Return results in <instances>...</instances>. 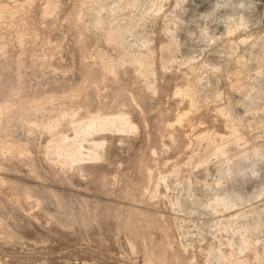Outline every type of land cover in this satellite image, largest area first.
<instances>
[{"label": "rangeland", "instance_id": "374dc122", "mask_svg": "<svg viewBox=\"0 0 264 264\" xmlns=\"http://www.w3.org/2000/svg\"><path fill=\"white\" fill-rule=\"evenodd\" d=\"M1 1L0 264H264V0Z\"/></svg>", "mask_w": 264, "mask_h": 264}, {"label": "bare ground", "instance_id": "6f19581e", "mask_svg": "<svg viewBox=\"0 0 264 264\" xmlns=\"http://www.w3.org/2000/svg\"><path fill=\"white\" fill-rule=\"evenodd\" d=\"M25 2V1H24ZM7 3V2H6ZM6 3H5V1H1L0 2V15H1V13H3V11H4V9H5V7H6ZM8 4V3H7ZM16 5V4H15ZM9 8V7H8ZM14 11H16L15 9H14ZM5 12V11H4ZM37 13H38V11H37ZM41 13V12H40ZM42 13H44L43 11H42ZM68 14V13H67ZM46 15V14H45ZM31 16H33V15H31ZM50 17H52L51 15H49ZM41 17L42 18H45V16H43V14L41 15ZM38 18V17H37ZM24 21L26 22V24H27V26H28V28H32V30L33 29H35V30H37V31H35V32H38V31H41V33H42V31L44 32V30L46 29V27L44 28L42 25H44V24H42V25H39L38 23H40L41 21H39L38 23L36 22V19H35V17H30V16H24ZM51 19H53V18H51ZM43 20V22L44 21H48V20H45V19H42ZM70 22H71V20H69ZM55 22V21H54ZM65 23V22H64ZM69 23V22H68ZM5 24V23H4ZM46 24H48V23H46ZM69 25V24H68ZM68 25H66V26H68ZM46 26V25H45ZM52 28V27H51ZM75 28V27H74ZM48 29H50V27L48 28ZM53 29V28H52ZM70 29H72V28H70ZM79 29V28H78ZM16 30V29H15ZM18 30V29H17ZM17 30H16V32H17ZM74 30V29H73ZM77 30V29H76ZM34 32V33H35ZM50 32V31H49ZM73 32V31H72ZM41 33H40V35H41ZM77 32H75V34H76ZM16 35H18V33H15ZM43 34V33H42ZM81 34V33H80ZM80 34H79V36H80ZM15 35V36H16ZM37 35V34H36ZM35 35V36H36ZM44 35V34H43ZM76 36V35H75ZM17 37V36H16ZM78 37V36H77ZM74 38V37H73ZM36 40H37V38H36ZM36 40H34V42L36 41ZM79 40V39H78ZM77 40V41H78ZM82 42V41H81ZM29 43V42H28ZM74 45H75V43H73ZM77 44H79V43H77ZM28 44L26 43V49H29V47H31V46H27ZM30 45H34V43L33 44H30ZM36 45V44H35ZM81 45V44H80ZM4 46V45H3ZM82 46H83V44H82ZM74 47H76V46H74ZM78 47V46H77ZM6 48V47H5ZM81 48V47H80ZM31 49H33L32 47H31ZM75 49V48H74ZM33 50H35V49H33ZM37 50V49H36ZM6 51V50H5ZM81 51V50H80ZM28 52V51H27ZM4 53V52H3ZM6 53H7V51H6ZM5 53V54H6ZM8 54H9V51H8ZM83 55V54H82ZM3 56H5L4 54H3ZM9 56H10V54H9ZM79 56V58H81L80 57V54L78 55ZM2 57V56H1ZM6 57H7V55H6ZM11 57V56H10ZM13 57V56H12ZM83 57V56H82ZM5 58V57H4ZM16 60H18V59H16ZM1 61V60H0ZM10 61V60H9ZM85 61V60H84ZM3 62H4V60H3ZM5 62H8V61H5ZM16 62V61H15ZM8 63H12L11 61L10 62H8ZM84 63V62H83ZM82 63V64H83ZM4 64V63H3ZM6 64V63H5ZM5 64H4V66H5ZM12 65V64H11ZM52 65V64H51ZM1 66V65H0ZM3 66V65H2ZM8 66H10V65H8ZM37 66V65H36ZM51 67V66H50ZM53 67V66H52ZM8 68V67H7ZM20 68H21V66H20ZM84 68V67H83ZM9 69V68H8ZM22 71V70H21ZM20 71V72H21ZM8 72V71H7ZM89 72V71H88ZM18 76V75H17ZM22 77V76H21ZM90 78V77H89ZM21 79V78H20ZM93 79V78H92ZM97 80V79H96ZM100 80V79H99ZM90 81H92V80H90ZM94 81V80H93ZM92 81V82H93ZM115 82H116V80H115ZM43 83V82H42ZM97 83V82H96ZM102 83V82H101ZM95 84V83H94ZM103 84H104V82H103ZM107 84V83H106ZM96 85V84H95ZM99 85V84H98ZM84 86V85H83ZM80 88H75L74 89V93H70V96L69 97H67V99L65 98L64 100H66L67 102L66 103H68L69 101H70V105H71V103H72V101H75L76 99H75V97L76 98H78L79 96H82L83 95V92H82V88H81V86H79ZM96 89H98L97 87H95ZM94 89V88H93ZM118 89V88H117ZM95 90V89H94ZM76 91H78V92H76ZM85 91V90H84ZM130 91V90H129ZM128 91V92H129ZM76 92V93H75ZM95 92H97V91H95ZM136 92V91H135ZM86 93V92H85ZM126 93V92H125ZM69 94V93H68ZM72 95V96H71ZM97 95H99L98 94V92H97ZM129 95V99L130 100H133L132 102H136L137 100L139 101L140 99H141V97L139 96V98H138V96L137 95H135L134 93L132 94L131 92L128 94ZM84 97H86L85 95H83ZM53 97V94H51V95H49L48 97H46V98H44L42 101V103L41 104H39L38 102H36V103H34L33 102V99H32V102H29L28 104V106L26 107V106H24V108L17 114V115H15L14 113V115H9V116H7V119H6V121H5V123L6 122H8V121H10L11 119H14V120H16V121H18V123L19 122H22L23 120H26V118H27V116L29 115V113L31 114V113H35L36 111H39V110H42L43 111V109H45V104L46 103H48V102H52L51 101V99H53L52 98ZM98 97V96H97ZM128 97V96H127ZM147 97H149V96H147ZM61 98V97H60ZM55 99V98H54ZM73 99V100H72ZM72 100V101H71ZM151 100V99H150ZM16 102V101H15ZM13 103V102H12ZM22 103V102H21ZM65 103V104H66ZM142 103V102H141ZM14 104H18L19 105V103H14ZM4 105V104H3ZM25 105H27V104H25ZM50 105V104H49ZM67 105V104H66ZM133 105H136V104H133ZM132 105V106H133ZM141 105H143V104H141ZM26 107V108H25ZM48 107V106H47ZM86 107V106H85ZM138 107H141V106H139L138 105ZM138 107H137V109H138ZM1 108V107H0ZM15 108H18V107H15ZM51 109V108H50ZM65 109H67L66 111H65V113H66V115H68L67 116V121L68 122H70V123H73L74 121H75V119L73 118V115H72V110L73 109H71V106H67V108H65ZM135 110V109H134ZM139 110H141V109H138V111ZM14 111H15V109H14ZM45 111V110H44ZM47 111V110H46ZM64 111V110H63ZM137 111V110H136ZM189 111V110H188ZM187 111V112H188ZM12 112V111H11ZM11 112H9L10 114H12ZM49 112V111H48ZM143 112V111H142ZM180 112V111H179ZM37 113V112H36ZM39 113H41V112H39ZM191 113V112H190ZM49 114V113H48ZM98 114H99V112H98ZM141 114V113H140ZM139 114V115H140ZM143 114V113H142ZM187 114H189V113H186L185 111H183L182 110V112L181 113H178L176 116H175V120L176 121H180V120H182V117H186L187 116ZM7 115H8V113H7ZM34 115V114H33ZM32 115V116H33ZM43 115V114H42ZM46 116V115H45ZM50 116V115H49ZM89 117H91V115H88ZM141 116V115H140ZM6 117V116H5ZM49 118V117H48ZM47 117L46 118H40V117H36V116H34L33 118H30L29 119V121H27L28 122V124L26 123V125L28 126V125H30V128H31V126L32 125H37V128L39 127L40 128V130H42L43 131V129H44V127H46V124H47V119H48ZM56 119H54L53 117H52V120H51V125L53 126H51L52 128L51 129H56V127L58 126L57 125V123H59L60 124V122L58 121V118L57 117H55ZM144 118V117H143ZM188 118V117H187ZM33 119V120H32ZM173 119V118H172ZM28 120V119H27ZM31 120V121H30ZM88 120V119H87ZM174 120V121H175ZM185 120H186V118H185ZM0 121H2V120H0ZM90 121V120H89ZM88 121V122H89ZM174 122V124L175 123H177V122ZM183 121V120H182ZM187 122H188V120H186ZM12 121H10V123H11ZM24 122V121H23ZM26 122V121H25ZM76 122V121H75ZM78 122V121H77ZM3 123V122H2ZM144 123V122H143ZM181 124H182V122H180ZM189 123H190V121H189ZM16 124V123H15ZM22 124V123H21ZM66 124H68V123H66ZM145 124V123H144ZM157 124V123H156ZM181 124L179 125V122H178V124L177 125H179L180 127H181ZM5 125V124H4ZM74 125H75V123H74ZM161 125V124H160ZM176 125V126H177ZM1 126V125H0ZM22 126H24V124H22ZM169 126H171V124L169 125ZM173 126V125H172ZM175 126V125H174ZM173 126V127H174ZM178 126V127H179ZM183 126V125H182ZM61 127V126H60ZM177 127V128H178ZM183 127H188V125L186 124H184V126ZM24 128V127H23ZM22 128V129H23ZM26 128V127H25ZM24 128V129H25ZM38 128V129H39ZM136 128V127H135ZM134 128V129H135ZM166 128V127H165ZM189 128V127H188ZM1 129V128H0ZM27 129H28V127H27ZM32 129V128H31ZM33 129H36V128H33ZM56 130H59V129H56ZM171 130V129H170ZM190 130H193V126H191L190 127ZM39 131V130H38ZM53 131V130H52ZM136 131V130H135ZM160 130H158L157 132H159ZM167 131V130H166ZM133 132H134V130H133ZM183 132H185V131H183ZM193 132V131H192ZM135 133V132H134ZM136 133H137V131H136ZM162 133H164V132H162ZM161 133V134H162ZM12 134V133H11ZM18 134V133H17ZM61 134H63V133H61ZM170 134V133H169ZM147 135V134H146ZM160 135V134H159ZM164 135V134H163ZM155 136V135H154ZM158 136V135H157ZM171 136H173V135H171ZM180 136H181V138L183 137V133H181L180 134ZM21 137V136H20ZM28 137V136H27ZM159 137V136H158ZM162 137H165V136H162ZM12 138V137H11ZM172 138V137H171ZM173 139H175V138H172V140ZM7 140V139H6ZM24 140V139H23ZM175 140H177V139H175ZM181 140V139H180ZM16 142V141H15ZM10 142H6V143H1L0 142V151H5L6 150V152H2V153H7L8 151V153H21L20 155H22V153L26 150V146H24V145H27V144H24L23 145V142L21 143H13V141H12V143L11 144H9ZM25 143V142H24ZM27 143V142H26ZM43 148V147H42ZM29 150V149H28ZM39 150H41V149H39ZM38 150V151H39ZM45 150V149H44ZM150 150V149H149ZM152 150V149H151ZM154 150H155V148H154ZM31 150H29V152H30ZM43 151V150H42ZM29 152H26L27 154L29 153ZM2 153H0V155L2 154ZM43 153H44V151H43ZM151 153H152V151H151ZM153 153H156L155 151L153 152ZM24 154L25 153H23V156H24ZM26 155V154H25ZM6 156V155H5ZM28 156V155H27ZM102 157L101 158H103V155H101ZM151 156V155H150ZM98 157H100V155H96L94 158L95 159H98ZM104 159V158H103ZM150 159V158H149ZM2 162V161H1ZM19 162H21V161H19ZM29 162V161H28ZM70 166H72V164H70ZM1 168V167H0ZM19 169V168H18ZM66 169V168H65ZM73 169V168H72ZM76 169V168H75ZM75 169H74V171H75ZM51 170H53V169H51ZM76 171H79L78 169H76ZM71 172H73V171H71ZM81 172V171H80ZM66 174V173H65ZM73 174V173H72ZM76 174V173H75ZM87 174V173H86ZM80 175H82V174H80ZM146 176H147V173L145 174ZM144 175V176H145ZM67 176V175H66ZM56 177V176H55ZM69 177V176H68ZM143 178V177H142ZM1 179V178H0ZM71 179V178H70ZM90 179V178H89ZM83 180H85V179H83ZM63 181V180H62ZM66 181H68L67 179H66ZM4 182V181H3ZM65 182V181H64ZM70 182H71V180H70ZM144 182V181H143ZM134 184H135V182H134ZM142 184V183H141ZM136 186V185H135ZM132 187H134V186H132ZM142 187H143V184H142ZM3 188V187H2ZM30 188V187H29ZM28 188V189H29ZM27 189V188H26ZM135 189V188H134ZM5 190V189H4ZM142 190V189H141ZM141 190H139V192L141 191ZM144 190V189H143ZM26 192H27V194L28 193H31V190H30V192L28 191V190H26ZM49 194V193H48ZM30 195V194H29ZM129 195V194H128ZM15 196V195H14ZM134 196V195H133ZM10 198V197H9ZM13 198V197H12ZM18 198V197H17ZM137 199V198H136ZM12 200V199H11ZM18 200V199H17ZM16 200V201H17ZM16 201H14V202H16ZM12 202V201H11ZM11 202H9V203H11ZM12 204V203H11ZM15 204V203H14ZM18 204V203H17ZM10 205V204H9ZM13 205V204H12ZM15 206V205H14ZM17 206V205H16ZM119 216V215H118ZM157 216V215H156ZM72 218V217H71ZM159 218H161V216L159 217ZM164 217H162V219H163ZM161 219V220H162ZM84 220V219H83ZM154 220V219H153ZM160 220V221H161ZM153 222V221H152ZM84 223H86V222H84ZM119 223V222H118ZM87 224H89L88 222H87ZM122 224V223H121ZM147 223H145V225H146ZM151 224H153V223H151ZM155 224H156V221H155ZM166 224V223H165ZM165 224H162V225H165ZM131 225V224H130ZM134 225H135V223H134ZM144 225V224H143ZM148 225V224H147ZM162 225H161V227H162ZM87 226V225H86ZM136 226V225H135ZM153 226V225H152ZM157 226V225H156ZM155 226V228H157ZM67 227V226H66ZM118 227V226H117ZM120 227V226H119ZM118 227V228H119ZM129 227V226H128ZM159 227V226H158ZM142 228V227H141ZM152 228V227H151ZM164 228H166V227H164ZM162 229V228H161ZM119 230V229H118ZM125 230V229H124ZM135 230V229H134ZM144 230V229H143ZM142 230V231H143ZM150 230V229H149ZM157 230V229H156ZM129 231V230H128ZM130 231H131V229H130ZM165 231V230H164ZM169 230H167V232H168ZM127 232V231H126ZM135 232V231H134ZM138 232V231H137ZM144 232H147V230L146 231H144ZM154 232V231H153ZM157 232V231H156ZM158 232H160V231H158ZM150 233V232H149ZM126 234V233H125ZM129 234V233H128ZM137 234H141L140 232L139 233H136V235ZM143 234V233H142ZM141 234V235H142ZM147 234H148V232H147ZM153 234V233H152ZM165 234H166V231H165ZM127 235V234H126ZM140 235V236H141ZM144 235V234H143ZM167 235V234H166ZM0 236H2V235H0ZM129 236H131L130 234H129ZM135 236V235H134ZM151 236V235H150ZM144 237V236H143ZM155 237V236H154ZM1 238V237H0ZM151 238V237H150ZM137 239V238H136ZM2 240V239H1ZM139 240V239H138ZM144 240V239H143ZM142 240V241H143ZM150 239H148V241H149ZM154 240L155 239H153V242H154ZM165 241H167V240H165ZM141 242V241H140ZM151 242V241H150ZM149 242V243H150ZM148 243V242H147ZM146 243V244H147ZM160 243V242H159ZM170 243V242H169ZM9 244V243H8ZM142 244V243H141ZM145 244V243H144ZM168 244V243H167ZM169 245V244H168ZM130 246V245H129ZM141 246H143V245H141ZM145 246V245H144ZM147 246H145V248H142V249H144L143 251L145 252V253H143L144 254V257H145V259H146V264H149L152 260H155V261H157V262H160V261H162L163 260V255H159V254H155V252L153 253L151 250H147V248H146ZM149 247V246H148ZM150 247H151V245H150ZM149 247V248H150ZM155 247V246H154ZM164 247H165V245H164ZM159 248V247H158ZM167 248V247H166ZM170 248H171V246H170ZM157 249V248H156ZM162 249V248H161ZM161 249H160V251H161ZM154 250V249H153ZM167 250H168V248H167ZM162 252V251H161ZM163 253H165V251L163 252ZM168 253V252H167ZM161 254V253H160ZM165 255V254H164ZM167 255V254H166ZM181 255V254H180ZM176 256H177V254H176ZM168 257V256H167ZM182 257H183V255H182ZM171 259V258H170ZM174 259V258H173ZM182 260H183V258H181ZM165 260V259H164ZM163 260V261H164ZM187 261V260H186ZM185 262V261H184ZM168 263V262H167ZM188 263V262H187ZM157 264V263H156ZM164 264V263H163ZM165 264H166V262H165ZM171 264V263H170ZM174 264H186V263H183V262H177V259H175V261H174ZM189 264V263H188Z\"/></svg>", "mask_w": 264, "mask_h": 264}]
</instances>
